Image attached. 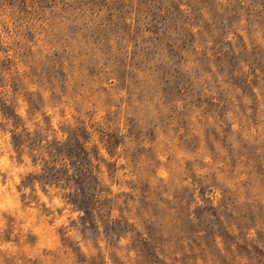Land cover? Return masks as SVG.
<instances>
[{"label":"rangeland","instance_id":"obj_1","mask_svg":"<svg viewBox=\"0 0 264 264\" xmlns=\"http://www.w3.org/2000/svg\"><path fill=\"white\" fill-rule=\"evenodd\" d=\"M0 264H264V0H0Z\"/></svg>","mask_w":264,"mask_h":264},{"label":"trees","instance_id":"obj_2","mask_svg":"<svg viewBox=\"0 0 264 264\" xmlns=\"http://www.w3.org/2000/svg\"><path fill=\"white\" fill-rule=\"evenodd\" d=\"M81 152L84 153V154L86 153L85 150H83V149L81 150ZM70 156H71V155H70ZM81 180H82V179L77 180V181H79V185H80ZM84 208H86V207L83 205V209H84ZM202 210H203V209H197V211H202ZM207 210L211 212V214H212V215H211L212 218H216V219L218 218L215 209L212 208V209H207Z\"/></svg>","mask_w":264,"mask_h":264}]
</instances>
